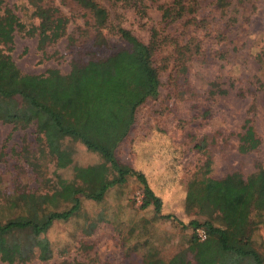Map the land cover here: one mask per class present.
Here are the masks:
<instances>
[{
    "label": "rangeland",
    "instance_id": "obj_1",
    "mask_svg": "<svg viewBox=\"0 0 264 264\" xmlns=\"http://www.w3.org/2000/svg\"><path fill=\"white\" fill-rule=\"evenodd\" d=\"M3 1L22 24H37L29 0ZM94 1L107 11L106 47L93 44L86 11L72 1L47 0L68 19L64 36L41 50L35 37L9 29L0 42V58L13 61L26 75L46 76L49 70L67 75L74 64L127 48L113 33L117 26L153 46L159 95L138 108L116 157L145 176L161 199V210L141 209L142 187L128 178L99 203L82 198L75 217L48 230L51 258L25 264H143L148 251L170 260L189 248L193 235L206 238L199 236L203 228L189 226L206 218L184 208L189 181L205 170L214 179L234 172L244 177L248 193L234 232L249 234L264 256V0H227L224 9L216 0H184L183 16L169 22L159 7L175 0ZM246 119L259 146L240 153ZM73 146L74 165L101 162L81 144ZM57 174L71 178L69 171ZM57 174L41 152L35 126L14 129L0 123V203L20 193L47 192L42 179L55 181ZM16 213L0 208V220ZM213 223L219 225V219ZM191 256L188 252L187 260Z\"/></svg>",
    "mask_w": 264,
    "mask_h": 264
},
{
    "label": "trees",
    "instance_id": "obj_2",
    "mask_svg": "<svg viewBox=\"0 0 264 264\" xmlns=\"http://www.w3.org/2000/svg\"><path fill=\"white\" fill-rule=\"evenodd\" d=\"M74 2L91 18L93 44L107 46V11L94 0H58ZM184 0L159 7L169 22L184 14ZM36 25L22 24L0 0V42L9 29L37 39L43 50L60 40L68 19L47 0H29ZM217 8L228 6L216 0ZM116 34L127 46L105 57H93L74 64L67 75L49 70L46 76L23 74L13 61L0 58V123L14 129L35 126L42 154L60 174L55 181L44 177L43 194L20 193L1 201L0 208L17 213L0 220V263L25 264L34 259L45 262L52 256L48 230L55 222H67L81 209V199L99 203L109 189L122 186L134 177L142 187L141 209L150 206L160 213L161 199L149 188L145 176L121 164L116 151L131 130L138 108L159 95L160 81L154 66V48L139 40L131 31L117 26ZM74 144H81L101 162L81 167L74 165ZM259 146L251 119H246L238 150L248 153ZM207 167V166H206ZM205 168V167H204ZM248 193V184L239 172L222 179L211 178L207 171L187 185L184 208L206 218L192 220L189 226L203 228L206 238L192 236L189 248L168 261L156 251H148L143 264H264V256L255 250L249 234L238 237L234 229ZM220 224L214 225L213 220ZM165 218H171L167 215ZM94 226H91L93 228ZM89 234V233H88ZM191 259L187 260V253Z\"/></svg>",
    "mask_w": 264,
    "mask_h": 264
},
{
    "label": "built area",
    "instance_id": "obj_3",
    "mask_svg": "<svg viewBox=\"0 0 264 264\" xmlns=\"http://www.w3.org/2000/svg\"><path fill=\"white\" fill-rule=\"evenodd\" d=\"M199 236H200V238L204 239L205 238L204 232L202 231Z\"/></svg>",
    "mask_w": 264,
    "mask_h": 264
}]
</instances>
